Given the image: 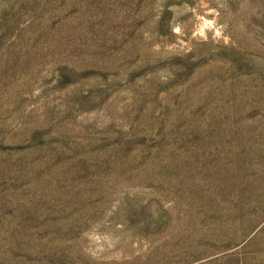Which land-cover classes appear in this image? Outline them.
<instances>
[{
  "label": "rangeland",
  "instance_id": "374dc122",
  "mask_svg": "<svg viewBox=\"0 0 264 264\" xmlns=\"http://www.w3.org/2000/svg\"><path fill=\"white\" fill-rule=\"evenodd\" d=\"M0 264H264V0H0Z\"/></svg>",
  "mask_w": 264,
  "mask_h": 264
}]
</instances>
